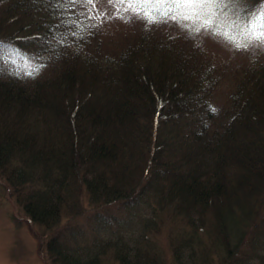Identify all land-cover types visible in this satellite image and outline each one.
<instances>
[{
	"label": "trees",
	"instance_id": "trees-1",
	"mask_svg": "<svg viewBox=\"0 0 264 264\" xmlns=\"http://www.w3.org/2000/svg\"><path fill=\"white\" fill-rule=\"evenodd\" d=\"M224 11L246 47L129 0H0V187L46 264H165L161 235L167 264H264V0Z\"/></svg>",
	"mask_w": 264,
	"mask_h": 264
},
{
	"label": "rangeland",
	"instance_id": "rangeland-1",
	"mask_svg": "<svg viewBox=\"0 0 264 264\" xmlns=\"http://www.w3.org/2000/svg\"><path fill=\"white\" fill-rule=\"evenodd\" d=\"M205 42L206 44H204V47L211 55L224 57V54L218 49V45L212 38L207 39ZM0 183H2V181ZM4 189L3 186L0 187V264H46L40 240L32 233V226L23 215L14 198L11 197L10 192ZM86 208H89L90 211L89 206H86ZM110 211L112 215L117 218L125 217V219H128L125 216L126 212L123 210L115 208ZM148 215L149 214L141 209L139 212H135V227L140 219H144L148 217ZM88 217L89 216L83 218L81 221H86ZM124 222L125 220L120 222L118 230L123 233H128V229L132 226H121ZM153 240L155 242L157 241L161 249H163L161 251L165 264L169 263L171 248L170 246L167 248V238L161 235ZM106 255L108 256L109 252ZM105 264H112V258H106Z\"/></svg>",
	"mask_w": 264,
	"mask_h": 264
},
{
	"label": "snow or ice",
	"instance_id": "snow-or-ice-1",
	"mask_svg": "<svg viewBox=\"0 0 264 264\" xmlns=\"http://www.w3.org/2000/svg\"><path fill=\"white\" fill-rule=\"evenodd\" d=\"M229 3L230 0H129L130 6H139L138 14L150 23L158 22L157 17L187 21L190 31H211L240 49L246 47V44L237 39V35H243V32L240 34L232 32V28L237 26V21L232 20L224 11ZM161 7L166 9L163 13L159 11ZM145 9L153 10L145 11ZM260 20L262 22L259 27L262 30L258 35L254 30H250L252 21H248L244 31L247 32V37L264 42V16H260Z\"/></svg>",
	"mask_w": 264,
	"mask_h": 264
}]
</instances>
